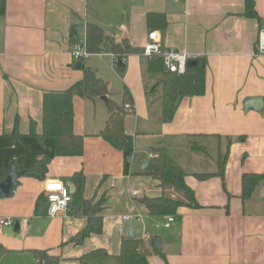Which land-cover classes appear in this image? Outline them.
I'll return each mask as SVG.
<instances>
[{
	"label": "crops",
	"instance_id": "1",
	"mask_svg": "<svg viewBox=\"0 0 264 264\" xmlns=\"http://www.w3.org/2000/svg\"><path fill=\"white\" fill-rule=\"evenodd\" d=\"M135 1L7 0L0 15V182L14 164L25 174L12 195L0 198V220L14 221L0 226V264H39L34 251L48 252L60 264H82L97 249L110 257L91 264H118L129 222L149 247L160 237V254H151L148 264H264V180L250 199H242L244 175L264 172V110L245 111L247 100L264 99V54L257 52L264 0H254L257 17L245 15L246 0ZM150 13L166 15L167 27L150 30ZM88 24L129 41L123 75L112 53L73 58ZM152 31L163 51L186 53L188 66L197 58L206 62L205 93L179 97L169 123L162 120L163 75L150 72L143 54ZM80 61L107 82V100L122 105L125 91L131 95L133 109L125 106L126 134L134 144L128 169L122 152L100 136L109 120L101 97H74L83 156L58 157L55 140L40 137L45 94L80 82ZM158 149L183 168L201 206L181 207L168 228L167 217L151 216L141 202L181 196L142 173L143 162ZM45 158L50 163L41 179L32 168ZM77 173L84 175L83 199L93 205L104 200L102 233L79 245L70 239L88 223L83 201L73 197L69 211L52 218L45 191L51 181L76 187Z\"/></svg>",
	"mask_w": 264,
	"mask_h": 264
},
{
	"label": "trees",
	"instance_id": "2",
	"mask_svg": "<svg viewBox=\"0 0 264 264\" xmlns=\"http://www.w3.org/2000/svg\"><path fill=\"white\" fill-rule=\"evenodd\" d=\"M7 9V0H0V15ZM246 16L257 17L254 0H246ZM168 25L166 15L150 13L147 16V26L150 30H164ZM86 40L88 50L91 54L112 53L118 56L117 71L123 75L126 70V57L131 53V45L128 40L117 41L108 37L104 31L93 24L87 25ZM196 61V63H194ZM191 61L187 72L184 75H177L166 71L163 58L154 56L149 58L148 68L152 73L163 75V99H162V120L169 123L174 118L176 102L181 96H201L206 88V62L203 58ZM78 69L84 72V78L72 88L64 92H49L44 96L43 102V128L42 138H52L56 143V155L58 157H81L84 154V137L78 135L74 130L75 112L74 97L79 96L86 99L108 95V84L99 78L94 70L85 67L80 61ZM132 100L130 93L126 90L123 104L120 105L114 100L108 99L107 107L109 120L100 136L110 143L114 148L122 152L126 169L130 166V160L134 153V144L131 136L126 134L125 106ZM31 134H35L32 125ZM19 135V134H18ZM49 159L37 161L33 170L40 173L44 179ZM226 165V157L220 160V176ZM160 181L163 188L174 189L181 196L172 198L162 196L160 198H143L141 202L147 207L149 214L161 218L177 216L181 207L199 209L194 191L186 184V173L183 168L172 159L163 149L155 151V157L150 160L147 170L142 172ZM207 176H200L205 179ZM264 180V172L261 174H246L242 181V199L246 201L251 198L258 184ZM77 191L73 195L83 201L88 223L85 228L75 237L70 239L71 243L79 245L92 235H99L103 231V218L99 215L104 200L93 205L91 201L83 199V173H77L73 177ZM34 257L39 264H60L58 257L51 256L48 252L34 251ZM160 254L159 247L153 242L149 247L146 241L141 238H129L124 236L122 240L121 253L117 256L118 264H148V257L153 254ZM110 257L105 249H97L89 252L81 258L82 264H91Z\"/></svg>",
	"mask_w": 264,
	"mask_h": 264
},
{
	"label": "built area",
	"instance_id": "3",
	"mask_svg": "<svg viewBox=\"0 0 264 264\" xmlns=\"http://www.w3.org/2000/svg\"><path fill=\"white\" fill-rule=\"evenodd\" d=\"M186 1V0H175ZM257 52L264 54V30L260 31L257 41ZM144 56L152 58L154 56H161L163 58L164 66L167 72L184 75L187 72L189 57L184 52H177L174 50L163 51L162 44L159 42L158 33L152 31L149 33V42L144 48ZM92 54L88 50L86 38L79 39L74 45L72 50V56L76 60H84ZM127 109H132L130 104L126 105ZM154 154H150L149 158L153 159ZM45 191L47 193V200L49 203V215L54 218L62 213H67L70 209V204L73 200V194L67 185L59 181L47 182L45 185ZM124 220H132V217L124 216ZM141 220L140 217H138ZM175 221L174 216H168L166 218L165 227H170ZM14 224L13 219L0 220V226L8 227Z\"/></svg>",
	"mask_w": 264,
	"mask_h": 264
},
{
	"label": "water",
	"instance_id": "4",
	"mask_svg": "<svg viewBox=\"0 0 264 264\" xmlns=\"http://www.w3.org/2000/svg\"><path fill=\"white\" fill-rule=\"evenodd\" d=\"M141 2L140 0H136L134 3L137 4ZM142 3V2H141ZM102 100L108 101L106 96L101 97ZM250 109H254L256 111L264 110V99H249L245 102V111H249ZM150 163L149 159H146L143 164L141 170H146ZM25 172H19L17 166L14 164L9 172V175L5 180L0 182V198H5L7 196L12 195L14 189L19 184V179L24 176ZM67 186L70 189V192L74 195L76 192V187L72 183H67ZM16 231L19 232V223L16 224ZM125 235L129 238H138L141 236L140 233H137L133 227L132 222H129L128 228L125 229ZM156 245H160V237H156Z\"/></svg>",
	"mask_w": 264,
	"mask_h": 264
},
{
	"label": "rangeland",
	"instance_id": "5",
	"mask_svg": "<svg viewBox=\"0 0 264 264\" xmlns=\"http://www.w3.org/2000/svg\"><path fill=\"white\" fill-rule=\"evenodd\" d=\"M137 228H138V226H137Z\"/></svg>",
	"mask_w": 264,
	"mask_h": 264
}]
</instances>
